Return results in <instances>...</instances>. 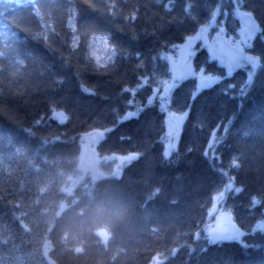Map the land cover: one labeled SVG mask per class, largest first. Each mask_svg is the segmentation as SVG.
<instances>
[{
	"label": "trees",
	"instance_id": "obj_1",
	"mask_svg": "<svg viewBox=\"0 0 264 264\" xmlns=\"http://www.w3.org/2000/svg\"><path fill=\"white\" fill-rule=\"evenodd\" d=\"M240 12L253 68L197 45L152 99L173 47L213 17L236 38ZM216 209L238 239H210ZM0 264H264V0H0Z\"/></svg>",
	"mask_w": 264,
	"mask_h": 264
},
{
	"label": "rangeland",
	"instance_id": "obj_2",
	"mask_svg": "<svg viewBox=\"0 0 264 264\" xmlns=\"http://www.w3.org/2000/svg\"><path fill=\"white\" fill-rule=\"evenodd\" d=\"M218 28L222 29V34L228 39V41H230L232 44L236 45L239 49L244 51V45L247 43L248 39L250 38V35L252 34H249L247 30H245V28L243 29L242 25L240 24V27L237 30V37H231L226 34V31H224L225 26L223 24H220L218 21H216L214 17L213 19L211 18L208 24L202 26L195 35L187 38L182 44L173 47L172 51L166 54V60L168 63V77L164 80L159 89H154L152 99L158 100L162 105H165V103L168 102L171 88L175 85V83L194 74L193 66L191 64V56L195 51V46L201 45L206 47L210 51V46L213 42L215 34L218 31ZM105 51V45L97 43L92 53L95 56L94 58L100 60L101 57L102 59H104V54L106 53ZM221 60L224 61L223 59ZM240 61L241 65H243L244 63L251 64L252 68L256 64L255 59L247 55L245 51L244 57ZM198 81L200 85H205L209 84V82L213 81V79L210 76L203 75L202 77L198 78ZM53 116L59 121H63L64 117L60 112L54 113ZM182 120L183 114L175 115L172 112H167V130L164 135V144L166 152H169L175 146ZM84 138L85 134L81 139L83 140L81 141L82 145H84ZM75 181L76 180H73L72 182L74 183ZM208 228V235L210 236V239L212 241L221 240L223 238L238 239L241 234L240 230L233 223L229 215L224 210L219 209H216L214 211L213 221L209 224Z\"/></svg>",
	"mask_w": 264,
	"mask_h": 264
},
{
	"label": "water",
	"instance_id": "obj_3",
	"mask_svg": "<svg viewBox=\"0 0 264 264\" xmlns=\"http://www.w3.org/2000/svg\"><path fill=\"white\" fill-rule=\"evenodd\" d=\"M238 20L243 29L249 34H253L257 30V23L253 15L249 12H240ZM210 51L215 57L222 58L230 68L238 70L241 67V61L244 57V52L236 45L232 44L222 34V30L218 29L210 46ZM102 132L98 129H91L85 134L84 147L81 156V165L86 171H89L93 176H101V172L97 165L96 151L94 144L101 140Z\"/></svg>",
	"mask_w": 264,
	"mask_h": 264
}]
</instances>
